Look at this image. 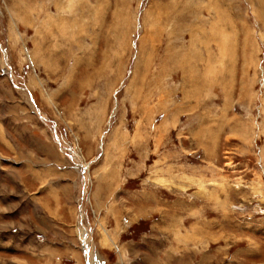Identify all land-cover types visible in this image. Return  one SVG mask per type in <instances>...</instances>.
<instances>
[{
  "label": "rangeland",
  "instance_id": "374dc122",
  "mask_svg": "<svg viewBox=\"0 0 264 264\" xmlns=\"http://www.w3.org/2000/svg\"><path fill=\"white\" fill-rule=\"evenodd\" d=\"M264 264V0H0V264Z\"/></svg>",
  "mask_w": 264,
  "mask_h": 264
},
{
  "label": "bare ground",
  "instance_id": "6f19581e",
  "mask_svg": "<svg viewBox=\"0 0 264 264\" xmlns=\"http://www.w3.org/2000/svg\"><path fill=\"white\" fill-rule=\"evenodd\" d=\"M92 264V263H91ZM101 264V263H100Z\"/></svg>",
  "mask_w": 264,
  "mask_h": 264
}]
</instances>
